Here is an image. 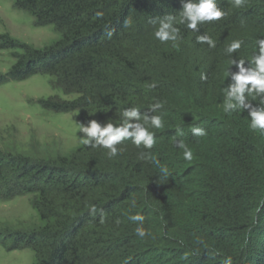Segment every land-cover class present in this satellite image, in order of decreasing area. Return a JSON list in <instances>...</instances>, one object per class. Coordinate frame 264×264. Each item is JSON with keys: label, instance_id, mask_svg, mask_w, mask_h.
<instances>
[{"label": "trees", "instance_id": "obj_1", "mask_svg": "<svg viewBox=\"0 0 264 264\" xmlns=\"http://www.w3.org/2000/svg\"><path fill=\"white\" fill-rule=\"evenodd\" d=\"M200 3L15 0L61 38L38 49L0 37L2 48L23 51L0 85L54 75L80 97L45 107L80 111L85 127L131 125L129 133L140 128L153 141L129 135L113 153L89 136L56 165L0 158L5 196L33 194L44 222L13 236V248L24 242L35 251L34 264H264V128L252 127V114H264V91L248 84L230 108L214 110L206 97L187 95L182 74L199 64L207 89L219 66L227 67L231 89L242 68L264 75L254 62L264 43V0H214L224 15L191 27L186 6ZM161 29L169 39L156 36ZM237 41L240 50L232 48ZM175 46L189 50L184 66Z\"/></svg>", "mask_w": 264, "mask_h": 264}, {"label": "rangeland", "instance_id": "obj_2", "mask_svg": "<svg viewBox=\"0 0 264 264\" xmlns=\"http://www.w3.org/2000/svg\"><path fill=\"white\" fill-rule=\"evenodd\" d=\"M248 28V27H246ZM26 43L33 48H45L61 38V33L52 24L38 25L35 17L28 11L15 5V0H0V37ZM241 45V41H237ZM242 49L241 47L236 50ZM174 58L184 66L189 50L184 47L173 48ZM23 51L0 46V74H8L19 60ZM191 57V56H190ZM185 67L183 88L190 97L204 98L203 104L214 110L230 108L237 94L228 83V69L219 66L212 74V83L207 89L202 85L196 69ZM193 75L188 79V75ZM197 86L199 87L196 93ZM184 101V89L180 93ZM79 92L62 85L51 74L37 73L24 80H8L0 85V158L9 162V156L19 159L28 157L33 161L45 160L56 165L76 148L88 141V134L82 129L88 128L80 123V111L64 112L44 106L45 102L74 101ZM179 97V96H178ZM189 102H184V106ZM208 112L205 113V115ZM196 120L197 115L193 113ZM207 116V115H206ZM157 131L159 127L153 128ZM8 154V157L6 156ZM49 159V160H47ZM23 182V181H22ZM30 180L25 179L24 184ZM0 181V264H34L36 254L32 247L13 248L14 237L19 231H29L44 222L32 204L33 194L24 193L11 197L4 194L5 185ZM149 261V258H146Z\"/></svg>", "mask_w": 264, "mask_h": 264}, {"label": "clouds", "instance_id": "obj_3", "mask_svg": "<svg viewBox=\"0 0 264 264\" xmlns=\"http://www.w3.org/2000/svg\"><path fill=\"white\" fill-rule=\"evenodd\" d=\"M184 15H186L192 21L191 27H195L196 22L198 20L219 19L224 15V13H222L220 10H217L215 8L214 0H201V3L198 6H193L191 4L187 5ZM167 27L168 25H164V28ZM156 36L161 40L169 39L168 33L163 29L157 32ZM238 47H239V43H234L232 45L233 49ZM254 62L258 65L259 73H264V43H262L260 56L256 58ZM236 79L238 81V87L234 89L235 92L243 93L245 90V86L248 84H251L252 87L255 89L264 91V75H259L255 72L250 74H245L244 69L242 68L241 74L237 76ZM127 115L130 117H135L137 116V113L136 111H132ZM252 115L254 117L252 127L255 128L259 126L261 128H264V114L254 112ZM152 123L156 127H159L160 126L159 118L153 119ZM128 127H131V125L116 130H114L111 125L101 129V127L96 122L93 121L90 127L84 128L82 130L85 131L90 137H98V143H101L104 145V147L111 149L113 153L115 152V148L113 147L114 144L119 142L123 137L133 134L136 136V143H139L141 140H144L146 145L149 146L153 143L151 136L148 133H146L144 130L137 128L135 133H129ZM84 143L87 144L88 141L85 140ZM185 156L191 159V153L186 152ZM138 231L141 236L144 235L143 231L141 230ZM225 264H229V262L226 261Z\"/></svg>", "mask_w": 264, "mask_h": 264}]
</instances>
